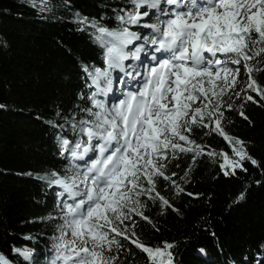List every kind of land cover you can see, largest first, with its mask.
Wrapping results in <instances>:
<instances>
[{"label":"snow or ice","instance_id":"6c2138e0","mask_svg":"<svg viewBox=\"0 0 264 264\" xmlns=\"http://www.w3.org/2000/svg\"><path fill=\"white\" fill-rule=\"evenodd\" d=\"M40 2L41 11L48 9V0ZM124 4L113 9L118 28L80 14L76 17L80 25L94 30L106 67H84L90 80L87 87L94 89L87 95L90 106L77 105L83 114L79 119L73 112L63 124H53L61 130L56 140L59 154L68 161L67 171L35 176L57 189V215L49 217L58 220L50 264H123L122 254H131V249L122 240L146 254L148 264H174L175 245L146 244L135 231L134 220L139 217L152 224L145 215L148 201H159L162 210L166 206L179 211L157 188L163 179L175 186L177 194L185 191L173 179L177 173L167 174L169 163L189 153L193 163L201 155L220 156L219 167L226 177L236 176L237 170L247 172L245 162L262 166L246 142L231 136L222 122L225 106L233 108L223 98L230 91L240 97L236 88L242 70L248 74L244 91L259 97L246 95L244 100L264 101V88L252 76L264 68L250 63L264 64V0H124ZM153 17L155 22H150ZM134 28L150 31L142 35ZM149 48L152 63L135 73L142 78L138 87L122 91L123 98L111 105L99 99L113 90L112 71H125L124 61H141ZM240 115L248 120L243 111ZM200 128L222 137L232 156L206 151L192 139ZM244 198L241 193L235 202ZM199 251L205 254L203 248ZM13 252L25 260L31 256L28 250L13 248ZM0 264L12 261L0 253ZM256 264H264V256L258 255Z\"/></svg>","mask_w":264,"mask_h":264},{"label":"trees","instance_id":"16d2710c","mask_svg":"<svg viewBox=\"0 0 264 264\" xmlns=\"http://www.w3.org/2000/svg\"><path fill=\"white\" fill-rule=\"evenodd\" d=\"M34 2L35 7L33 0H0V253L12 264H50L58 220L49 217L57 215V189L35 176L67 171L56 140L61 130L53 124H63L73 112L77 119L83 115L77 105L89 107L87 95L93 91L84 67H104V49L93 29L76 22L77 14L113 29L119 27L113 9L125 6L124 0H48V9L41 11L40 0ZM133 30L145 35L148 29ZM253 77L264 88V71ZM245 94L259 100L251 90ZM238 106H225L222 123L231 136L246 142L262 166L245 162L247 172L226 177L220 156L201 155L193 163L191 153L182 155L169 163L167 174L177 173L173 179L185 191L177 194L163 179L157 185L179 211L148 201L145 215L152 224L134 217L143 242L175 245L174 264H256L257 256H264V101L243 100ZM65 135L73 138L67 130ZM191 138L206 151L232 156L227 142L210 129H196ZM241 193L245 198L235 202ZM122 242L131 249L122 254L123 264H148L146 254ZM13 248L28 250L30 258Z\"/></svg>","mask_w":264,"mask_h":264},{"label":"rangeland","instance_id":"374dc122","mask_svg":"<svg viewBox=\"0 0 264 264\" xmlns=\"http://www.w3.org/2000/svg\"><path fill=\"white\" fill-rule=\"evenodd\" d=\"M153 19H154V17H153ZM154 22H155V20H154ZM149 31L150 30H147L145 35H147ZM136 43H143V41H138ZM151 51H152V49L149 48L148 49V55L142 54L141 61H133V60L124 61L125 71L122 72L120 69L113 70L112 74H115L116 77L114 76L112 78L113 83H114V85L112 84L113 85L112 86V88H113L112 92H110L106 97L101 96L98 98L105 100L106 103L111 105V104L117 102L119 99L123 98L122 97V91H133V90H135L136 87H138V82L142 81V78L136 77L135 73L137 71L143 72L144 71L143 65H150L152 63V62H149L150 60H148L149 56L151 54ZM257 59H261V58H257ZM250 63L256 65L257 67H260V65H261V64H257V60H253ZM105 67H106V65L104 63L103 68H105ZM232 67H235V66H232ZM256 72L257 71H253L252 76H254V74ZM126 73H131L132 75H126ZM247 76H248V74L242 70V75L239 78V83H238L237 88H236V91L240 92V97H237L233 92L230 91L229 94L223 98L227 104H232L233 107H235V108L239 107L238 105L244 100V97L246 96L244 89L246 87ZM88 83H90L89 78H88Z\"/></svg>","mask_w":264,"mask_h":264},{"label":"bare ground","instance_id":"6f19581e","mask_svg":"<svg viewBox=\"0 0 264 264\" xmlns=\"http://www.w3.org/2000/svg\"><path fill=\"white\" fill-rule=\"evenodd\" d=\"M148 60H150V59H148ZM131 83V82H130ZM125 84V83H124ZM133 86V85H132Z\"/></svg>","mask_w":264,"mask_h":264}]
</instances>
